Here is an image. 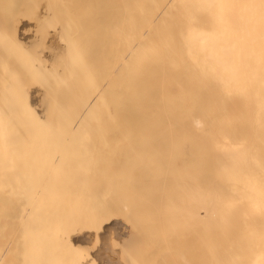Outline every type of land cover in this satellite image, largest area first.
Wrapping results in <instances>:
<instances>
[{"label": "bare ground", "instance_id": "6f19581e", "mask_svg": "<svg viewBox=\"0 0 264 264\" xmlns=\"http://www.w3.org/2000/svg\"><path fill=\"white\" fill-rule=\"evenodd\" d=\"M44 1L40 2L42 7ZM53 1L49 0L50 5H52ZM22 2L24 1L22 0ZM60 2L65 11L64 19V15L62 17V13L56 12L57 8H53L54 4V6H51L52 10L50 7L46 9H50L48 12L52 11L50 15L54 17L55 15L57 17L61 16V18L59 17L60 20L64 21L62 22L61 20L63 25H61V22L59 23L61 29H63V31L60 30L59 40L64 42L59 45L60 47L63 45L65 53H63V56L61 55L62 58L58 55L62 59H60V69L59 65H57L60 73H62L63 78L62 76L60 77L62 80L55 77L59 73H55L56 69L53 71V75L51 68L47 69L48 66L42 67V69H47V72H44V69L40 71L42 73L38 71L46 58L44 60H42L43 58L41 59L43 63L41 61L38 62L39 65L40 63L42 65L38 70L36 69L37 72L31 71V67L29 68V65H27V61L29 62L31 57L27 58L28 55L26 53L27 51L30 53L29 50H32V48L35 51L36 47L41 45L39 44L40 42L37 45V39L34 42L36 44L35 47L31 41L30 46L33 44V47L29 46L30 49L28 50L27 46L24 50L22 47H24L25 42H28L27 38L29 39L31 35L26 33L29 29H27L28 24L25 26V23H23V27L25 26L27 31L24 38L19 33L23 39L21 40L16 34V28H19L16 25L20 23L17 24L18 19H12L16 23V25L13 24L12 28L15 35L13 30L9 29V32L7 31V28H9L7 26L11 24L6 25L8 20L4 18V21L1 17L3 15L0 16V19L3 20L1 21L2 23L0 22V28L4 22L6 23L5 27H7V33L4 30L5 27L2 28V33L0 31V46L3 45L2 49L0 47L3 50H0L2 59V61L0 60V63L2 62L0 64V73H2L0 81L7 79L5 81L7 84V81L11 79L5 74L7 69L8 73L12 74L13 77V81H9V83H16L18 85H16L17 88L21 87L20 84L24 85L33 82V78L36 77L35 85L37 83L38 86L39 84L42 85L39 83L40 80H38L37 74L42 75L41 78L43 79L41 80L43 81L50 78L48 71L51 73V79L61 80L60 83L55 84L57 80H53V83H51L55 84V87L60 84L58 88L54 87L58 89L57 91L50 84L52 80H46L49 84L45 83L46 86L44 85V87L48 88L49 91L44 88L47 94L43 92L41 98L43 96L42 99L46 98V96L50 97L52 94L54 100L47 97L48 100L46 98L44 100L41 99V103L38 102L40 105L44 102V107L43 105L40 107L44 108V114L43 112L40 114L43 111L42 109L40 111L36 110V112L33 109L34 105L31 106L30 104L31 113L26 108L29 106V102L33 103V100L37 97L36 94L31 95L30 92V96L33 97L31 100L27 96L28 105L26 106L25 95L26 92H29L28 90L32 91V89H29V85L33 86L34 82L29 84V87L26 85L28 90L26 87L25 89L23 88L25 94L23 90L21 91L22 87L17 89L14 87L15 84H10L13 86L11 88H13L14 92H17L15 94L8 91V89L10 90L9 85L6 86L5 82H3L4 84L0 82L3 86L8 87L7 94L10 92L6 96L4 94L6 89L3 92V86L1 87L0 85L2 89L0 90L3 92L2 94L0 91V101L5 98L4 101L7 100V103H10L9 105L13 107L18 102L17 107L19 105V110L25 105L26 107L24 108L26 109L22 108L24 111H28L24 113L22 108V111L19 112L18 110L19 117L22 116V113L26 115L23 118H19L16 116L18 114L17 108L14 107V111L6 102L3 101L5 105L3 102L0 103V110L5 107L0 111L3 113H1V116L3 117L4 111H6L5 115H7V112L12 111L13 115L8 113V117L4 116L8 120L13 116L14 121L11 119V122L14 124L16 119V122L19 123V126H17L18 124L16 125V122L13 126L9 120L12 128H21L26 125L23 122L30 126L32 120L28 119L29 122H27V117L33 119L34 122L36 120L38 122L37 116L39 114L40 120L44 118L45 121V124L41 121L38 122L42 124V127L44 126V128H40L41 130L44 129V131H39L40 134L38 136L42 137L41 133H44L43 145H41L42 142L37 137L39 129L37 130L38 126L37 124L34 125V122L32 128L37 127L35 128L37 132L28 134V130L32 128L26 125L22 127L24 133H21V136L19 134V137L16 136L21 129L14 132L17 129L13 128V132L11 130L10 132L12 133H10L0 126V155L3 156L4 147L7 145H10L8 149L11 150L13 147L15 150L16 148L20 150L22 148L29 155L27 156L24 151H18L19 154L21 155L22 152V155H24L23 157L21 155L22 158H30L29 163L33 161V164L36 165L34 169L38 170L40 169L39 166L42 165L41 167L44 171H42L43 174L41 175L43 177L40 176V170H33V165L29 169L32 168L34 173L32 170L31 172L27 171L28 169L21 171L23 170L21 167L8 169V166L15 164V162L22 164L25 161L26 165L29 166V159L28 161L25 159L23 161V159L20 160V155H15L17 158L14 157L17 150L16 153L10 151L14 153L13 155L6 151L5 155H10L11 159L14 157L12 160H15L12 163L6 160L7 156L0 157L1 162L8 161L11 164L5 165L8 162L5 164L3 162L2 165L7 168L6 171L0 168L2 169L1 174L5 171L6 175L8 170L10 173L13 170L12 172L16 174L14 169L17 168V171L19 169L20 172H30L35 176L33 177L34 179L30 176L32 180H35L38 176L39 179L46 178L44 180L37 178L38 181H32L33 184H39V186L35 185L33 187L35 190L32 189V192H30L31 195L33 194L32 201L28 196V192L25 194L23 190H18V195H9V199L14 203V217H18L17 220L20 225H16L19 228L23 223L30 222L29 220L33 222L34 217L31 219V216H34V213L37 214L39 211H43L42 214L40 212L37 214L39 220L35 218L36 226H34L35 224L31 225V222L28 223L33 228L36 227L39 232L41 231V234L39 233L40 238H34L36 240L33 246H31L32 244L26 246L27 251V247H29L30 251L25 254V256L29 255H27L28 259L27 257H25L26 259L23 257V259H11V244L9 248L7 245L4 248H0V264H142L144 261H141V258L148 251L144 253V250L141 249L142 246L139 245L141 243L138 246L136 237L134 238L139 225H144V233L166 230L169 227L179 228L180 230L176 231H181L183 236H185L181 239L182 242L185 240L183 243L185 244V252L181 254L184 260L183 264H264V0H61ZM49 3L45 6H48ZM24 4L26 5L25 2ZM28 4L30 6V3ZM32 5L35 6L36 2L34 4L32 1ZM22 6L20 5L19 9ZM34 6H31V8L34 9ZM24 7L22 8L26 11L27 7ZM28 10L32 9L29 8ZM31 12L33 13V11H30V15H34ZM103 12L105 13L102 14ZM26 14L28 15L29 13L27 12ZM26 14L20 15H24L22 17L25 18V16L27 17ZM14 16L16 19L18 15ZM38 16L40 15L38 14ZM101 16H104L103 20L100 18ZM57 17H55L56 19L53 18V22L57 20ZM86 17L94 18V20L92 18L90 23L94 32L92 35L94 36V41L96 40V28H106L107 26L111 30L110 50L112 53L110 65L109 60L104 62L103 56L97 57L99 60L96 63L91 61L92 69L83 73L82 77H80L74 75L77 59L86 53L93 55L95 48L92 47L93 44L87 50L81 47L73 48L74 45L72 46L71 43H75L78 39V25H74L73 29H71V25L75 23V18L86 19ZM95 17L100 19H95ZM29 18L32 21L31 17ZM27 20L29 19H26V22ZM40 25L42 26V22ZM47 25L48 23H45L44 26L40 27V31L42 30L41 28L47 31ZM18 26L22 25L19 24ZM65 29H68L70 33H65ZM20 30L22 31L21 28L18 31ZM11 31L13 38L10 40L9 37L11 36L8 37V35ZM14 35L15 37L17 36L15 40ZM57 35L55 36L58 38ZM46 36L47 34L43 38L46 42L49 39L50 42L55 39L52 37V40L49 37L47 39L45 38ZM59 40L56 42H60ZM12 41H15L16 44ZM22 41H24V45ZM8 42L13 43V49L12 45H9L11 47L8 46ZM53 47H55V43ZM7 48V51L13 50V56L9 55L10 52H7V55H9V58L10 56L11 58H16L14 59L15 61L6 57V50L4 51V49ZM20 49L27 51L23 54ZM50 49L53 48L51 47ZM3 54L4 56H2ZM34 54L36 55V52ZM34 54H31V56H34ZM39 56L42 55L39 54ZM3 58L6 60H3ZM35 58L37 59V56ZM84 58L85 55L80 61L84 60ZM6 61H14L16 63L13 64L12 62L11 66L8 65L7 69H5L4 66L6 65L4 64H8L5 63ZM34 61L30 63L32 70L37 67V64L35 67L32 65ZM24 63H27L26 65L29 69H26L27 67ZM10 67H13L11 69L13 73L9 72L11 71L9 70ZM19 67L20 69L22 68L20 70L21 75L20 71H18ZM109 67H111V74L108 71ZM25 70L26 72L29 71L28 74L25 73ZM35 72L37 76H34ZM46 73L49 78H45L47 77ZM22 74L23 76L26 74L24 77L27 76L24 84L22 80L24 78L21 79L22 81L19 80ZM54 74L56 75L54 76ZM15 75L16 77L19 75L17 82L14 81L16 79ZM26 79H30L27 80L29 82ZM35 89L37 88L35 87ZM37 92L40 93V91ZM12 93L14 94L12 96L14 100L16 96L18 97V99L16 97L14 102H12L13 100L8 101L7 98ZM59 94L61 95L59 96ZM2 95L5 96L3 97ZM18 95H22L24 98ZM57 97L60 98L55 100ZM13 103L16 104L14 105ZM2 105L3 107H1ZM7 107H10L8 111L6 110ZM35 107L37 106L35 105ZM15 112L16 114L14 115ZM32 112L33 114L36 113L34 114L36 119L33 118ZM41 115H44V117ZM1 116L0 125L4 122L1 121ZM5 117L3 119H6ZM24 117H26L27 121L24 120ZM17 119L21 120V123ZM25 128L28 130L26 131ZM6 131L9 132V135ZM28 135L29 138L27 137ZM30 135L32 139L34 137L37 139L35 141L34 138V143L30 140ZM22 138L23 140L25 139L23 143L27 142V144L19 143ZM17 139H19V142H17L19 144L16 143L17 145H15ZM38 140L40 141L37 142ZM37 143L41 147L43 146L44 150L42 148L40 150L39 146L35 145ZM29 144L30 146H28ZM32 144L35 148L32 147L33 149L31 150L37 151V153L40 151L38 155L41 154L42 150L43 154L48 151V153H45L46 155L48 154L47 158L51 161L52 159L54 162L56 161V165H53L54 168L60 162L59 160L65 159V157L71 161H66L65 159L63 162L61 160L60 165L57 166L59 167L58 169L51 168L48 169L49 172H45L49 165L44 167V162L46 163L47 161L48 164L51 162L45 161L44 159L46 158H43L45 157L43 154L39 156L43 158V164L38 156V159L36 158L37 154L32 155L35 158L32 160L31 153H36L28 151ZM25 147L29 148L26 149ZM37 147L39 151L36 149ZM121 149H138L144 152H152L146 153V155L152 157L153 160L154 170L151 180L153 189L148 194L136 195L132 199L134 204L139 205L137 207L133 206L131 199L128 197L106 196L104 193L107 192L103 193V191L99 190V187L103 185L100 180L98 182L101 184L98 183V186L100 185L98 187L95 184L97 183L96 180L95 182L93 180L91 184L92 181L90 180L93 176L90 173L92 177L81 168V172L78 171L80 170L78 169L79 164L76 165V163L80 162L81 156H71L72 153L75 154L79 151H117ZM1 151L3 152L2 154ZM80 154L82 153L79 152ZM2 158H5L6 161ZM7 159H9V156ZM36 160L37 162L35 163L34 161ZM72 160L74 161L72 162ZM21 161L23 162L21 163ZM39 161L41 165H38ZM61 164H66L62 165V168L66 166V169H68V171L65 169L66 173H63L62 170L60 171ZM2 165L0 164V167ZM67 166L71 168H67ZM80 166L83 167V162ZM72 169H74V173H68ZM35 172L39 175L37 174L38 176H36ZM10 173L9 175H11ZM45 173H47L48 177L45 176ZM94 177L96 176L94 175ZM11 178L13 179L14 176ZM15 179L17 180L18 178H14L13 181ZM23 179L25 178L23 177ZM87 180L90 185L95 184L96 186H88ZM19 181L22 182L20 179ZM105 181L107 180H103L104 183H106ZM15 182L16 184L18 183L17 181ZM40 182L44 184V187H40L42 185ZM9 183H11L10 180ZM107 185L106 183L100 189L105 190L106 188L109 190L110 187H107ZM91 187L96 188V193L100 194L102 192V194L96 195ZM36 189L40 190L36 196L40 197L38 201L43 206V210L40 204L39 209H36L38 201L36 203L33 202L35 201L34 199H37V197L35 198ZM89 189H93L92 193ZM13 190L10 189V192H13ZM34 191H36L35 194ZM141 191L137 189V192L140 193ZM39 194L40 196H38ZM88 194L95 196H89ZM30 212L33 215L29 216ZM128 213L130 216L133 215V217H130ZM17 220L14 221L17 222ZM32 227L28 228L32 229ZM42 227L43 231L39 230ZM23 229L25 230V228ZM12 234L14 235V232ZM28 235H30V238L26 237L25 242L34 240L33 237L37 236L34 234ZM41 236L44 240L42 242V254H40L39 248H36L39 239H42ZM129 236L133 237L132 240ZM162 236L163 239L167 238L163 234ZM10 239L12 240V236ZM177 239L179 240L178 237ZM113 241L119 244H113L114 247L110 246ZM127 241H130L133 246L131 247L132 252H130L129 247L128 249L125 247L129 244ZM182 242L180 241V246ZM92 243L96 249H94L93 245L92 249ZM165 245L167 246L168 244L166 243ZM123 247H125L124 250ZM36 249L39 251H36ZM137 251L143 252V256H140L141 253L138 254L139 256L135 254L138 253ZM156 251L158 252V250ZM164 252L166 251H162L160 254H165ZM167 252L171 254L169 250ZM130 254L133 256L131 255L130 257ZM22 255L24 256V254ZM127 257L129 258L127 259ZM144 258L142 260H145ZM146 258V261H149V257ZM91 259H93V262H90ZM132 260H134V263ZM173 260L175 259L173 258ZM174 263L177 264L175 261ZM152 264L155 263L153 262Z\"/></svg>", "mask_w": 264, "mask_h": 264}, {"label": "rangeland", "instance_id": "374dc122", "mask_svg": "<svg viewBox=\"0 0 264 264\" xmlns=\"http://www.w3.org/2000/svg\"><path fill=\"white\" fill-rule=\"evenodd\" d=\"M25 3H26V5L24 4V2H22V0H0V16L1 15H3V16H1L3 19L5 18V19H7L8 20V22L6 21V23L4 22V24H1V25H3L0 29V31H1V33H2V28L3 27H5V24L6 25H10V26H7V27H9V28H7V27H5L4 28V30H5V32H6V28H7V31L9 32V29L10 30H13L12 28H13V24H15L16 25V23H14L13 21H12V19L13 20H17L18 22H17V24L19 23V24H21L22 26H18V25H16L17 27H19V28H21L22 29V31L20 32V31H18L19 30V28H16V27H14V28H16L17 29V33L16 34H18L17 36H18V38L19 39H21V40H23L22 39V36H23V38H24V36H25V34L26 33H29V34H31L30 36H29V39L27 38V41L29 42V44H28V42H25V45H24V41H22V44L24 45V47H22V48H24V50H25V47H27L28 46V50L30 49L29 48V46H30V44H31V41H32V43H34L37 39V45H38V42H40L39 44H41V45H39V47H36L35 45V43H34V46L36 47V49L38 50V51H40V52H38L36 49H35V51H34V48H32V50L30 49L29 50V52L30 53H28V51H27V53H26V51H24L23 49H20V50H22L23 52V54H24V52L28 55L27 56V58L28 57H31V58H33V60L32 61H34V60H36V61H34V63H32V65H34V67H35V65L37 64V67H35V70H34V68H33V70H32V66L30 65V63L32 62V61H30V59H29V62L27 61V63H24L25 65L27 64V65H29V68L31 69V71H36L37 72V70H38V68L42 65L41 63H40V65H39V63L38 62H42V60H44V58H46V60H47V62L45 63V61H43L42 63H43V65L40 67V69L38 70L39 72L40 71H43V69L45 70L44 72H47L46 70L48 69H50L51 68V73H52V75H53V71H55V69L57 70V71H55V73H60V71H59V69H60V62H61V58H62V56L64 55L63 53H65V50H64V47H63V45L60 47V45L59 44H61V43H64V42H62V40L60 41L59 39H60V34H61V32H60V30H62L63 31V29H61V25H63V23L62 22H64L62 19V22H61V20H60V18H61V16L63 17V15H64V17H63V19L65 18V11H64V8L62 7L63 5H62V3L60 2L61 0H52L53 2L51 3L54 7V9H56L57 8V10H56V12L57 11H59L60 13H62V15L61 16H59V17H57V15H55V17H57V20H58V22H57V20H54V22H53V18H55L53 15H50L51 13H52V11H50V12H48V10H52V8H51V6L52 5H50V3H49V0H48V2H46V1H44V0H32L33 1V3L35 4V2H36V5L34 6V5H32V1L31 0H23ZM28 1V2H27ZM44 1V3L42 4L43 5V7L41 6V4H40V2H43ZM51 2V1H50ZM57 2H58V4H57ZM24 4L23 6H25V7H27L26 9L28 10L29 8L30 9H32V10H30V11H33V13L32 14H34V15H30V11L28 10H26L29 14V17H31V20L32 21H30V18L28 17V15L26 14L27 12L25 11V10H23V6H22V4ZM28 3H30V6H29V4ZM39 3V4H38ZM47 3H49L48 4V6H45ZM22 6L21 8H22V11H23V13H21L20 12V9H19V6ZM59 5V6H58ZM31 6L33 7L34 6V9L33 8H31ZM45 6V7H44ZM57 6V7H56ZM24 7V8H25ZM29 7V8H28ZM41 8V10H40V8ZM47 7H50V9H46ZM38 8V9H37ZM44 8V10H42ZM59 8H62V9H60L59 10ZM37 9V10H36ZM46 10V11H45ZM45 11V12H44ZM19 12V13H18ZM26 12V13H25ZM37 12H38V14L40 15V16H38V14H37ZM41 12H42V14H41ZM55 12V11H54ZM53 12V13H54ZM55 12V13H56ZM58 12V13H59ZM45 13V14H44ZM54 13V14H55ZM57 13V14H58ZM105 12H103L102 14H104ZM20 14H26L27 15V17L25 16V18L24 17H22V16H24V15H20ZM101 14V15H102ZM14 15H18V16H16V19H15V16ZM20 16V17H19ZM43 16V17H42ZM49 16H50V18H51V16H53V18H49ZM7 17V18H6ZM20 18V20H19V18ZM21 17H22V20H21ZM104 16H101L100 18L102 19ZM24 18V19H23ZM92 18L93 17H90V18H88V17H86V19H76L75 18V20L76 21H74L75 23H73V25H71V29H73L74 28V25H78V28H77V32H78V39L75 41V43L73 42V43H71L72 44V46H73V48L74 47H81V48H83L84 50H87L88 48H89V46H91V44H93L92 45V47H94L95 48V51H94V54L93 55H89V54H84L85 55V58H84V60H82V61H80L81 60V58L84 56V55H82L79 59H77L78 60V62L76 63V68H75V74L74 75H76V76H80V77H82V75H83V73H86L87 71H89L90 69H92V64H91V61H94L95 63H96V61L97 60H99L97 57H100V56H103L102 57V59L104 60V62L106 61H108L109 60V65H110V60H111V53H112V51L110 50V43H111V30L109 29V28H107V26H106V28L104 27V28H96V30H95V37H96V40L94 41V36H92L93 34H94V32H93V30L91 29V26H90V23H91V20H92ZM100 18H97V17H95V19H100ZM5 19H4V21H5ZM26 19H29V20H27V22H26ZM56 19V18H55ZM35 20V21H34ZM48 20H49V22H48ZM52 20V21H51ZM60 20V21H59ZM93 20H94V18H93ZM103 20V19H102ZM1 21H3V20H1L0 19V22ZM29 21H30V23H31V25H29L30 23H29ZM56 21V22H55ZM13 22V23H12ZM16 22V21H15ZM22 22V23H21ZM34 22H35V24H34ZM41 22H42V26H44L45 25V23L47 24L48 23V25L46 26L47 27V31L45 30V29H43V28H41L42 30L40 31V27H42L40 24H41ZM52 22H53V24L55 25V23H56V25L54 26L53 24H52ZM62 23L61 25L59 24V23ZM2 23V22H1ZM23 23H25V26H27V24H28V26H27V29H28V31H27V29L25 28V26L23 27ZM37 23V24H36ZM43 23H44V25H43ZM77 23V24H76ZM33 24V25H32ZM60 25V26H59ZM31 26V27H30ZM50 26V27H49ZM57 26V27H56ZM59 26V27H58ZM63 27V26H62ZM33 30H31V29ZM35 28V29H34ZM25 31H24V30ZM38 29H39V31H38ZM57 29V30H56ZM55 30V31H54ZM66 31H65V33H70V31L68 32V29H65ZM27 31V32H26ZM48 31H52V32H48ZM24 32V33H23ZM26 32V33H25ZM33 32V33H32ZM56 34H55V33ZM7 33V32H6ZM5 33V34H6ZM13 33L15 34V32H14V30H13ZM19 33H21L20 35H22L21 37H20V35H19ZM44 35H43V34ZM3 34H4V32H3ZM2 34V35H3ZM9 34V33H8ZM11 34H12V31H11V33L8 35V37L9 36H11ZM15 34V35H16ZM47 34V36L45 37V38H47V39H49V38H57L55 35H57L58 36V38H57V40H59L60 42H56L55 41V39L53 40V41H55L54 43H55V47L59 50V51H61V52H59L55 47H53L54 46V43H52L53 41H51L50 42V39L48 40V42L50 43H48V42H46V41H44L45 39H43L44 38V36ZM48 34H50V35H48ZM53 34V35H52ZM2 35H1V37H2ZM7 35V34H6ZM15 35H14V37H15ZM37 35H38V38H37ZM41 35H43V36H41ZM3 36H5V35H3ZM12 36H13V34H12ZM9 37L10 38V40L13 38V37ZM16 36V37H17ZM39 36H41V37H39ZM91 36V37H90ZM6 37V36H5ZM4 37V38H5ZM8 37H6L7 39H9ZM16 37L14 38V40L16 39ZM49 37V38H48ZM5 38V39H6ZM17 38V39H18ZM34 38H36L35 40H34ZM41 38V39H40ZM52 38H51V40H52ZM32 39V40H31ZM1 40H3V39H1ZM21 40H20V43H21ZM40 40V41H39ZM4 41V40H3ZM64 41V40H63ZM2 42V41H1ZM11 42V41H10ZM10 42H8L9 44H8V46L9 45H12V49H13V43H10ZM12 42H15V41H12ZM18 42V41H17ZM44 42V44H42ZM66 42V41H65ZM7 43V42H6ZM19 43V44H20ZM2 44H3V42H2ZM5 44V43H4ZM15 44H16V42H15ZM15 44H14V46H15ZM28 44V45H27ZM67 44V43H66ZM0 45H1V43H0ZM22 45V46H23ZM42 45H45V46H42ZM51 45V46H50ZM57 45V46H56ZM3 46V45H2ZM2 46H0L1 47V49L3 48ZM6 46V45H5ZM50 46V47H49ZM7 47V46H6ZM9 47H11V46H9ZM17 47H18V45H17ZM30 47H33V44L30 46ZM43 47H44V49H43ZM53 48V49H50V48ZM19 48H21V47H19ZM41 48V49H40ZM47 48V49H46ZM0 49V50H1ZM11 49V51L9 50V51H7L8 50V48L7 49H4V51L6 52V55L8 54L7 52H10L9 53V55L11 54L12 56H13V50ZM17 49V48H16ZM42 49H43V51H42ZM55 49V50H54ZM62 49V50H61ZM46 50V51H45ZM1 51H3V50H1ZM15 51V50H14ZM18 51V50H17ZM53 51V52H52ZM4 52V53H5ZM12 52V53H11ZM34 52H36V55L34 54ZM42 52V53H41ZM46 52H47V55H46ZM3 53V52H2ZM18 53H19V51H18ZM21 53V54H22ZM56 53V54H55ZM89 53V52H88ZM22 54V55H23ZM26 54H25V56H26ZM31 54H34V56L32 55L31 56ZM39 54L40 55H42V56H39ZM50 54V55H49ZM54 54V55H53ZM1 55V54H0ZM9 55H7L6 57L7 58H9L8 56ZM15 55V54H14ZM16 55H17V53H16ZM19 55V54H18ZM61 57V58H59V56ZM62 55V56H61ZM2 56H4V54L2 55ZM37 56V59L35 58ZM40 57V59H39V57ZM49 56V57H48ZM54 56V57H53ZM56 56V57H55ZM21 57V56H20ZM23 57V56H22ZM48 57V58H47ZM78 57V56H77ZM10 58H11V56H10ZM9 58V59H10ZM27 58H26V60H27ZM43 58V59H42ZM5 58H3V60H4ZM8 59V60H9ZM11 59H16V58H11ZM17 59H18V57H17ZM25 59V58H24ZM38 59H39V61H38ZM42 59V60H41ZM48 59H49V61H48ZM61 59V60H60ZM0 60L2 61V59H1V57H0ZM6 60V59H5ZM7 60V61H8ZM19 60V59H18ZM22 60V59H21ZM5 62V63H8V64H4V65H6V66H4L5 67V69H7V66L8 65H10L12 62H13V64H15L14 63V61H12V62ZM17 61V60H16ZM20 61V60H19ZM19 61H17V62H19ZM24 61V60H23ZM26 62V61H25ZM37 62V63H36ZM59 62V63H58ZM0 64H2V62L0 63ZM19 64V63H18ZM23 64V63H22ZM25 65H23V66H25ZM27 65H26V67H27ZM46 65V66H45ZM54 65H55V67H54ZM57 65H59V69H58V66ZM103 65V64H102ZM11 66V65H10ZM16 66V65H15ZM19 66V65H18ZM48 66V67H47ZM104 66V65H103ZM14 67V66H13ZM13 67H10L9 68V70H11ZM22 67V66H21ZM42 67H47V69H45V68H43L42 69ZM1 68V67H0ZM3 68V67H2ZM16 68H18V67H16ZM24 68V67H23ZM28 67L26 68V69H29ZM4 69V68H3ZM4 69V70H5ZM14 69H15V67H14ZM22 69V68H21ZM20 69V67H19V70L18 71H20L21 70ZM37 69V70H36ZM1 70V69H0ZM4 70H2V71H4ZM16 70V69H15ZM112 70H113V68H112ZM23 71V70H22ZM108 71H110V74H111V67H109L108 68ZM1 72V71H0ZM10 73L12 72V70L11 71H9ZM24 72V71H23ZM29 72V71H28ZM28 72H26V70H25V73H27L28 74ZM36 72H35V74H34V76H37L38 75V80H40L39 81V83H41L42 85H40L39 84V86H38V83L35 85V82L34 81H36V78H33L32 76V78H33V82H34V85L32 86V85H29V84H33V82H29V81H27V80H30V79H26V81L27 82H29V83H26L24 80H25V78L27 77H24L23 76V74H22V76H20V81H22L23 80V84L24 83H26V84H24V85H22V84H20L21 85V91L23 90V92L25 91L24 89H25V87H26V85H27V87H29V89H32V91L31 90H28V88L26 87V89L29 91V92H26V98H25V100H26V106L28 105L27 103H28V101H27V96H29L28 97V99H31L32 100V97L33 96H30V94L31 95H34V94H36V98H35V100H33V103H36V101L40 98V100H38L37 101V103L38 102H40L41 101V99L44 97H42L41 98V94L43 93V92H47V91H49V89L47 88L46 89V87H44V85H45V83H47V81H49V80H52V81H50V84L51 83H53V80L55 81V80H57L58 78L59 79H61L60 77L62 76L61 74L62 73H58L57 74V76H55L56 74H54V76L57 78V79H51V73L48 71V73H49V75H50V78H49V76H47L48 74L46 73V76L47 77H45V78H49V79H46V80H41V79H43V78H41V76L39 75V74H37L36 75ZM13 73V72H12ZM16 74H17V72H15ZM20 73V75H21V71L19 72ZM32 73V72H31ZM40 73H42V72H40ZM5 74H7L9 77H11V79L9 80V81H13V77H12V74H9L8 73V69H7V73H5ZM4 74V76H6ZM79 74V75H78ZM11 75V76H10ZM32 75H33V73H32ZM43 75H44V73H43ZM0 80L2 79V73H0ZM3 76V77H4ZM14 77H16V75L14 76ZM19 77V75L16 77V79H14V81L15 82H17L18 80H17V78ZM28 77H29V75H28ZM30 77V78H31ZM53 77V76H52ZM7 78V77H6ZM22 78H24V79H22ZM40 78V79H39ZM62 78H63V76H62ZM4 79V78H3ZM22 79V80H21ZM7 80V79H6ZM6 80H2V81H0L1 83H3V82H5ZM37 80V81H38ZM62 80V79H61ZM61 80L59 81V80H57V82L55 81V84L56 83H60L61 82ZM9 81H7V84H6V82H5V85L6 86H10L9 88H10V90L8 89V87H6V86H3L2 84H0L1 85V87L3 86V92H4V89H6L5 91L6 92H4V94L7 96L10 92H8V94H7V89H8V91H11V92H14V90H13V88H11V87H13V86H11L12 84H15L14 85V87H16V83H12V82H10L9 83ZM19 81V82H20ZM31 81H32V79H31ZM46 81V82H45ZM43 82H44V84H43ZM4 84V83H3ZM11 84V85H10ZM49 83H47V85H48ZM53 85V84H51V85H53V88L56 86V85ZM29 85V86H28ZM58 85H60V84H58ZM57 85V87H55V88H58L59 86ZM18 86V85H17ZM24 86V87H23ZM46 86V85H45ZM5 87V88H4ZM35 87L37 88V89H35ZM48 87V86H47ZM52 86H50V88H51ZM17 88V87H16ZM20 88H17V89H20ZM24 88V89H23ZM34 88V89H33ZM47 90H45V89ZM53 88H51V89H53ZM54 88V90H58V89H55ZM1 89V88H0ZM1 89V90H2ZM15 89V88H14ZM39 89V90H38ZM41 89V90H40ZM61 89V88H60ZM0 90V91H1ZM13 90V91H12ZM26 90V91H27ZM33 90H34V93H33ZM37 91H40V93L39 92H37ZM56 91H54V92H56ZM2 92V91H1ZM0 92V93H1ZM3 92H2V94H3ZM18 92H20V91H18ZM31 92V93H30ZM36 92V93H35ZM51 92H53V90H51ZM50 92V93H51ZM60 92V91H59ZM58 92V93H59ZM15 93V92H14ZM21 93V92H20ZM30 93V94H29ZM15 94H17V92L15 93ZM22 94V93H21ZM24 94H25V92H24ZM28 94V95H27ZM37 94H39V95H37ZM47 94V93H46ZM56 94V93H55ZM5 95H2L3 97L5 96ZM14 94L12 93V95H10L9 97H7L8 98V101H10V100H13L12 102H14L15 100H16V97H15V100H14V98H12V96H13ZM53 95H54V93H53ZM61 94H59V96H60ZM18 96H21L22 97V95H18ZM56 96V95H55ZM58 96V95H57ZM1 97V96H0ZM2 97V98H3ZM48 96H46V98H47ZM6 98V99H7ZM11 98V99H10ZM22 98H24V96L22 97ZM46 98H44V99H46ZM48 98H51L52 100H54V97H52V94L50 95V97H48ZM48 98L46 99V100H48ZM60 98V97H59ZM58 97L55 99V100H57V99H59ZM4 100H5V98H3ZM17 99H18V97H17ZM34 99V98H33ZM44 99H42V100H44ZM51 99H49V100H51ZM88 99V98H87ZM4 100H2V101H0V103H2ZM31 100H29V101H31ZM19 101L21 102V100L19 99ZM23 102H24V100H22ZM4 102H6V104H10V103H7V100L6 101H4ZM3 102V104L5 105V103ZM19 102V104L21 105V103ZM43 102V101H42ZM33 103H31V102H29V106L28 107H26L25 105H24V107H26L27 109H29V111H30V113H31V111L32 110H30V108H31V106L32 105H34V110L36 111H40V109H42L43 111H41L40 112V114L43 112V114H44V102L41 104V105H43V107L42 108H40L41 107V105H40V103H36V104H33ZM12 104V103H11ZM14 104V103H13ZM16 104V103H15ZM14 104V105H15ZM17 104H18V102H17ZM17 104H16V106H14L15 108H17V113L18 114H16V112L14 113V115L16 114V116H18L19 117V112L20 111H22L23 110V108H22V110H21V108H20V110H19V105H18V107H17ZM23 104V103H22ZM30 104H31V106H30ZM35 105L37 106V107H35ZM9 106H11V105H9ZM38 106H39V109H38ZM1 107H3V105L1 106ZM13 106H11V109H13L14 110V107L12 108ZM5 108V107H4ZM4 108H2V110L4 109ZM10 108V107H9ZM9 108L7 107V111L9 110ZM26 108H24V109H26ZM36 108V109H35ZM1 109V108H0ZM2 110H0V111H2ZM18 110H19V112H18ZM15 111V110H14ZM13 111V112H14ZM24 111V110H23ZM36 111V112H37ZM25 112H28V111H24V113ZM1 113L2 112H0V116H1ZM5 113H6V111H4V115H5ZM8 113H11L12 115H13V113H12V111L10 112H7V115H5L6 117H8ZM29 113V114H30ZM3 114V113H2ZM10 114V115H11ZM29 114H27V115H29ZM32 114H33V112H32ZM34 114H36V113H34ZM34 114H33V116H34ZM37 114H39V113H37ZM40 114H39V116H40ZM3 115V117H5ZM9 115V116H10ZM31 115V114H30ZM20 116H21V113H20ZM23 116H26L25 114H23L22 113V118H23ZM37 116V115H36ZM39 116H37L38 118L37 119H39V121H41V122H43L44 124H45V121H44V118H41L42 120H40V118H39ZM42 116V115H41ZM3 117L1 116V121H4V122H2V124L0 125L1 127H3V128H5V130H7V131H11L13 128L14 129H17L16 131L14 130V132H17L19 129H21V131H19V132H17L18 134H17V136L16 137H19V136H21V133H24L23 131L24 130H22V127H25L26 125H27V123H25V122H23L24 124H26V125H24V126H22L21 128L19 127V128H17V127H11L10 125V122H11V119H13L12 117L9 119L10 120V122H9V120L6 118V119H3ZM21 117H19V118H21ZM42 117H44V115L42 116ZM26 117H24V120L25 121H27L28 119L29 120H32L31 122H32V124H33V119H30V118H26ZM31 118H32V116H31ZM34 119H36V117L34 116L33 117ZM3 119V120H2ZM5 120H6V122H5ZM17 120H19V119H17ZM23 120V119H22ZM29 120L27 121V122H29ZM8 121V122H7ZM12 121H14V119L12 120ZM21 120H19V122H20ZM38 121V122H39ZM15 122H16V119H15ZM15 122H14V124L12 123V125L14 126L15 125ZM36 122V123H35ZM34 122V125H36L37 124V126H38V128L37 127H34V125H33V127H34V129L32 128V124L30 125V126H28V127H30V128H32V129H30V130H28V129H26V128H28V127H26L25 129H26V131L28 130V134H30L31 132V134H33V133H35V132H37V130H38V132H37V137L39 136V134H40V132L39 131H44V129H40V128H44V126L42 127L41 125L42 124H39L38 122H37V120ZM7 123V124H6ZM9 123V124H8ZM21 123V122H20ZM3 124H5V125H3ZM18 124V125H17ZM39 124V125H38ZM16 125L17 126H19V123L18 122H16ZM8 126V127H7ZM8 128V129H7ZM35 128H37V130L35 131ZM31 130H33V131H31ZM6 131V133L9 135V132H7ZM12 132H13V130H12ZM12 132H10V133H12ZM20 134V135H19ZM43 136H44V133L42 132L41 133ZM13 135H15L14 133H13ZM19 135V136H18ZM36 135V134H35ZM23 136V135H22ZM25 136H26V133H25ZM24 136V137H25ZM34 136V135H33ZM43 136L40 138V137H38L40 140H41V142H42V144L41 145H43ZM28 138H29V135L27 136ZM30 140H32V142L34 143V138L32 139V136L30 135ZM28 138H26V140H28ZM25 140V139H24ZM23 138H22V141H21V139H20V141L21 142H19V139H17V141H15V145H17V144H19V143H22V144H24V143H26L27 144V142H24L23 143ZM37 139L35 138V141H36ZM40 140H38L37 142H39ZM17 142H19V143H17ZM31 142V141H30ZM40 142V143H41ZM17 143V144H16ZM39 143H37V144H35L36 146H39V149L40 148H42L40 145H38ZM12 145V144H11ZM8 146H10V145H7L6 147H4V149H5V151H1V154L3 153V156H7V155H5L6 154V151L7 152H9V153H11L12 155L14 154V153H16V150H17V153H18V155H17V153L16 154H14V157H15V155L16 156H19L20 154H19V152L20 151H24V150H22V148H21V150L19 149V148H16V150L15 149H13L12 147V150L11 149H8ZM21 146V145H20ZM24 146H27V145H24ZM28 146H30V144L28 145ZM19 147V146H18ZM32 147H34L33 146V144H32V146H31V148H30V150H28V151H34V150H31V149H33ZM24 148V147H23ZM26 148V147H25ZM27 148H29V147H27ZM26 148V149H27ZM35 148V147H34ZM36 149H38V147L36 148ZM35 149V150H36ZM39 149H38V151H39ZM43 150H44V148H42ZM9 150V151H8ZM41 150V149H40ZM43 150H42V152H41V154H43ZM83 150H85V149H83ZM10 151H12V152H14V153H12V152H10ZM19 151V152H18ZM27 151V150H26ZM78 151V150H77ZM25 152V151H24ZM34 152H36V153H31V155L30 156H34V154H37L36 155V158H37V156H38V158H40L39 156L41 155H38L39 153H40V151L37 153V151H34ZM70 152V151H69ZM76 152V151H75ZM79 152L80 153H82V154H80L79 155ZM79 152H76V153H78V154H74V153H72V157H73V155H78L77 157H79V156H81L80 157V162H81V159H82V162H83V167L82 166H80V164H82V162L80 163V162H78V163H76V165H78V169H83V171H85L89 176H91L92 177V179L90 180V181H92L91 182V184L93 183V180H94V182H95V180H96V182L97 183H95L97 186H98V181L100 180V182H102V184L103 185H105L106 183L108 184L107 185V187H110V189L109 190H107L106 188H105V190H102V189H100L101 187H103V185L101 186V187H99V190H101V191H103V193L104 192H107V193H104L106 196H110V197H113V196H116V197H119V196H121V197H128L129 199H131V202H132V199L134 198V197H136V195L138 196V195H144V194H148V193H150L151 192V190L153 189V183L151 182V180H152V173H153V170H154V168H153V160H152V157H150V156H147L146 155V153H152V152H144V151H142V150H138V149H127V150H125V149H121V150H117V151H105V150H96V151H91V150H87V151H83L84 152V154H83V152H81V151H79ZM26 153V152H25ZM25 153H23V154H25ZM45 153H48V151H46V152H44V154H43V156H45V157H43V158H46V159H44L45 161L46 160H48V161H50L51 163H49L48 164V162L46 161V163L44 162V164H43V162H42V159L43 158H40L39 160L41 161V163L43 164V166L44 167H46V166H48V168H46L47 170H45V172L47 171V172H49L48 171V169H51V168H54V166L56 165V161L54 162L53 161V159H52V161L51 160H49L48 158H47V156H48V154L46 155ZM27 154V156L29 155V153L27 152L26 153ZM67 154H68V151H67ZM66 154V155H67ZM71 154V153H70ZM21 155H22V152H21ZM21 155H20V157H21ZM64 155V154H63ZM89 156L88 157V159H87V156ZM2 155H0V157H3ZM9 156V159H7V157ZM7 157H6V160H9V162L10 163H12V161H14V160H12L14 157H12V159L10 158V155H8ZM24 155H22V157H23ZM32 156V157H33ZM65 156V155H64ZM64 156H63V158H64ZM20 157H18L19 159H20ZM21 157V159L20 160H22L23 159V161H24V159L25 160H27L28 161V159H29V161H28V165L29 166H27L26 165V163H25V161L23 162V161H21V163L23 164V166H21L22 164H20L19 162H18V164L20 165H18L17 164V162H15V164H14V166H13V164L11 165V164H9V162L8 161H6L5 160V158H2V159H4L6 162H8V163H6V162H4V161H0V164L2 165V163L4 162V164L5 165H11V166H8V169L10 168V169H12V168H14V167H21V168H23V170H21V171H24V169H28L27 171H30L31 172V170H32V168L31 169H29V167H31V165H33L32 167H33V170H37V169H34L35 167H36V165H34L33 164V161L32 160H34L35 158L33 157V158H31L32 160V164L31 163H29L30 162V158H22ZM42 157V156H41ZM67 157H68V155H67ZM75 157V156H74ZM115 157V158H114ZM15 158H17V157H15ZM37 158V159H38ZM71 158V157H70ZM76 158V157H75ZM75 158H73V159H75ZM145 158V159H144ZM18 159V160H19ZM65 159H66V161H69L66 157H65ZM65 159H61L63 162H64V160ZM72 159V158H71ZM78 159V158H77ZM84 159V160H83ZM93 159V160H92ZM1 160V159H0ZM17 160V161H18ZM61 160H59L60 162H58V164H57V166H59L60 165V163H61ZM26 161V162H27ZM40 161H39V164L38 165H41L40 164ZM58 161V160H57ZM71 161V160H70ZM74 160H72V162H73ZM76 161V160H75ZM78 161H79V159H78ZM35 163L37 162V160L36 161H34ZM77 162V161H76ZM85 162V163H84ZM25 163V164H24ZM53 163V164H52ZM55 163V164H54ZM50 164H52V165H50ZM69 164H70V162H69ZM68 164V165H69ZM75 164V163H74ZM148 164V165H147ZM18 165V166H17ZM37 165V166H38ZM54 165V166H53ZM64 165H66V164H61V168H60V171L62 170V172L63 173H66L67 171H68V169H66V166L64 167V168H62ZM72 165H73V163H72ZM13 166V167H12ZM27 168H26V167ZM42 166V165H41ZM41 166H39L40 167V169H38L37 171H39V172H41L40 173V176H42L41 174H43L42 173V171H44V169H42V167ZM55 167L54 169H58L59 167ZM88 166V167H87ZM69 166H67V168H68ZM74 167H75V165H74ZM0 168H2L3 170H5L6 171V168L7 167H4L3 165L0 167ZM16 168V169H17ZM38 168V167H37ZM69 168H71V167H69ZM2 169H0V174H1V170ZM16 169H14V171H16V174H14L11 170V173L9 172V170L7 171V174L5 175V171H3V173L0 175V242H1V244H0V248H4V246L6 247V245L8 246V248L10 247V244H11V247L10 248H12V253H11V255H10V258L12 259V258H19V259H26L25 257H27V259H28V256L26 255L25 256V254L26 253H29L30 251H29V247H27L28 248V251H27V249H26V246H30V244H32L31 246H33L34 245V243H35V240L36 239H38V237H39V235L41 234V231L39 232L38 230H37V228L35 227V228H33L32 226H30V224L31 225H34V226H36V222H34L35 221V218H36V220H39L38 219V216H37V214L40 212H38V211H36V212H38L37 214L36 213H34V216H31V215H33L31 212L29 213V216H31V219H33L32 217H34V220H33V222H31V220H29L30 222H28V223H30L29 225H28V223L26 222V224H24L23 223V225H21L20 226V228H19V226L18 225H20V224H18L19 223V221L17 220L18 219V217H14V212H15V210L13 209V206H14V203H12V201L9 199V195H11V194H14L13 196H15V195H18L17 193V191L18 190H23V193H27L28 192V196L30 197V199H31V201H32V195L30 194V192H32V189H34L33 187L35 186V185H37V183L36 184H33L32 183V181L34 182V181H38L37 180V178L39 177L38 175V173H36V176H38L35 180H32V179H34L33 177H35V176H33L30 172H28V173H26V171L25 172H20L19 171V169H18V171L16 170ZM42 169V170H41ZM54 169H52V170H54ZM67 171H66V170ZM81 169L80 170H78L79 172H81ZM33 170H32V172H33ZM91 171V172H90ZM17 172H19V173H17ZM71 172H73L74 173V169H72V170H69V172L68 173H71ZM9 173L11 174V175H9ZM13 173V174H12ZM23 173V174H22ZM28 174V175H26V174ZM34 173V172H33ZM91 175H90V174ZM97 173V174H96ZM5 176H4V175ZM19 174V175H18ZM38 174V175H37ZM46 175L45 176H47V173H45ZM9 175V176H8ZM18 175V176H17ZM23 175V176H22ZM35 175V174H34ZM94 175L96 176V177H94ZM7 176V177H6ZM14 176V178H18L17 180L15 179V181H17L18 183L16 184V182L15 181H13V179L11 178V177H13ZM32 177V179H31V177ZM98 176V177H97ZM3 177H4V179H3ZM11 179H10V178ZM23 177L25 178V179H23ZM43 177V176H42ZM48 177V176H47ZM6 178V179H5ZM22 178V179H21ZM3 179V180H2ZM19 179L22 181V182H20L19 181ZM39 179V178H38ZM44 179H46L45 177L44 178H42V179H39V180H44ZM9 180L11 181V183H9ZM103 180H107V181H105L106 183H104L103 182ZM112 180H113V182H112ZM115 181V182H114ZM20 182V183H19ZM87 183H88V180H87ZM19 184V185H18ZM40 184H42V182H40ZM95 184H93V185H95ZM99 184H101V183H99ZM44 184H42L40 187H42ZM88 186H93V185H90V183H88L87 184ZM95 185V186H96ZM20 186H21V188H20ZM37 186H39V184L37 185ZM37 186H36V188H37ZM87 186V187H88ZM95 186H93V187H95ZM9 187V188H8ZM44 187V186H43ZM93 187H91V188H93ZM104 187H106V186H104ZM39 188V187H38ZM7 189V190H6ZM10 189H14L13 190V192H10ZM94 189V188H93ZM93 189H89L90 191H91V193H92V191H93ZM96 189V188H95ZM95 189H94V192L96 193V191H95ZM104 189V188H103ZM137 189H140V190H142V191H144L143 193H142V191L139 193V192H137ZM35 190V189H34ZM40 190H41V188H40ZM40 190L39 189H36V191H34V194H35V192H36V194H35V198L37 197L36 195H37V193H38V191L40 192ZM94 193V194H95ZM116 193V194H115ZM102 194V192L100 193V194H98V193H96V195H101ZM87 195V194H86ZM89 196H92L93 194H88ZM38 196H40V194L38 195ZM42 196V195H41ZM93 196H95V195H93ZM33 198H34V196H33ZM38 198H40V197H37V199H34L35 201H33V202H37L38 201ZM40 200V199H39ZM34 203V204H35ZM42 203H43V201H42ZM38 204V205H37ZM36 204V209H39L38 207H39V204H40V202L38 201V203ZM132 204H133V206L134 207H137V206H139L138 204H134V202H132ZM41 205V204H40ZM35 206V205H34ZM42 206V205H41ZM131 208V207H130ZM42 210H43V206H42ZM131 211V210H130ZM41 214L43 213V211L42 212H40ZM119 213H120V211H119ZM36 214V215H35ZM129 214V213H128ZM129 216H130V214H129ZM42 217V216H41ZM130 217H133V215H131ZM39 218H40V216H39ZM41 219V218H40ZM14 220H17V222L16 221H14ZM123 220V219H122ZM38 222V221H37ZM16 224H18V225H16ZM41 225H43V224H41ZM40 225V226H41ZM129 225V224H128ZM139 225V224H138ZM25 226V227H24ZM130 226V225H129ZM143 226L144 225H139V227H137V234H136V236H134V238L136 237V241H137V245L139 244V243H141V244H139L140 246H142V247H144V248H142L141 247V249H143L144 250V253H145V251L147 252V254H145L144 256L142 255V253L141 252H138V253H135V254H139V253H141L140 254V256L142 255L143 257L141 258V261H144V263L142 262V264H152L153 262L155 263V264H175L174 263V261L175 262H177V264H183L184 263V260H183V258L181 257V254L182 253H184L185 252V244H183L184 243V241L182 242V238H184L185 236H183V234L181 233V231H176V230H180L179 228H177V229H175V228H170L169 227V229H166V230H155V231H148V232H146V233H144L143 232ZM25 228V230L23 229V228ZM28 227H32V229H30V228H28ZM38 227V226H37ZM7 228V229H6ZM27 228V229H26ZM41 228V227H40ZM39 228V230H42L43 231V227H42V229H40ZM20 229V230H19ZM37 231H36V230ZM6 230V231H5ZM14 230H16V231H14ZM14 232V235H15V232H17L16 233V235L14 236L12 233ZM21 232V233H20ZM35 232V233H34ZM37 233V234H36ZM40 233V234H39ZM164 235V237H167L166 239L164 238H162L163 236H162V234ZM28 234H34V235H37L36 237L34 236L33 237V239L34 238H36V239H34V240H28V242H25L26 240V237H29L30 235H28ZM178 234H180V235H178ZM24 235H25V237H24ZM131 235V234H130ZM177 235V236H176ZM11 236H12V240L10 239L11 238ZM13 236H14V238H13ZM133 236V235H132ZM130 237V239L132 240V238L133 237ZM182 236V237H181ZM32 237V236H31ZM177 237L179 238V240L177 239ZM30 238V237H29ZM28 238V239H29ZM40 238V237H39ZM41 240L39 239V241H38V243H37V247L36 248H39V250H40V254H42V250H43V244H42V242L44 241L43 240V237L41 236ZM145 238V239H144ZM170 238H172L171 240H170ZM129 239V240H130ZM130 240V241H131ZM135 240V239H134ZM170 240V241H169ZM8 241H9V244H8ZM11 241V242H10ZM130 241H127V243H129V244H127L125 247H127V249H128V247L130 248V250H128V251H130V252H132V249H131V247H133L132 246V244L130 243ZM173 241V242H172ZM180 241L182 242V244H181V246L179 245L180 244ZM95 243H96V241H94ZM93 242V243H94ZM164 242H166L168 245L166 246L165 244L166 243H164ZM27 243V244H26ZM93 243L91 244V247H92V245H93ZM116 245V244H119L118 242H116V241H113V243L111 244L110 243V246H112V247H114V245ZM145 244V245H144ZM12 245H13V247H12ZM41 245V246H40ZM96 245V244H95ZM135 245V244H134ZM136 245V246H137ZM138 245V246H139ZM38 246H40V247H38ZM94 246V245H93ZM118 246H120V245H118ZM137 246V247H138ZM95 247V246H94ZM125 247H123V250H124V248ZM168 249H167V248ZM30 248H32V247H30ZM118 248H120V247H118ZM117 248V249H118ZM147 248V249H146ZM92 249H93V247H92ZM94 249H96V247L94 248ZM139 249H140V247H139ZM38 249H36V251H39ZM156 250H158V252L156 251ZM170 251L171 252V254L173 255V257L171 258V254H169V252H167V251ZM89 251H90V249H89ZM93 251H95V250H93ZM136 251V250H135ZM135 251H133V252H135ZM162 251H166L167 252V254H166V252H164L165 254H160V253H162ZM20 252V253H19ZM125 252H126V249H125ZM24 254V256L22 255V254ZM127 253V255H128V252H126ZM143 253V254H144ZM134 254V253H133ZM20 255H22V256H20ZM131 255L132 254H130V257H131ZM136 255V256H137ZM147 255V256H146ZM152 255V256H151ZM171 255V256H170ZM20 256V257H19ZM133 256V255H132ZM139 256V255H138ZM149 257V261H148V263H147V261H146V257ZM23 257V258H22ZM145 257V258H144ZM129 257H127V259H128ZM133 258V257H132ZM140 258H138L139 260H140ZM145 259V260H142V259ZM151 258V259H150ZM173 258L175 259V260H173ZM153 260V261H152ZM183 260V261H182ZM129 261H130V259H129ZM134 260H132V262H133ZM137 261V260H136ZM146 261V262H145ZM90 262H93V259H91V261ZM134 263V262H133ZM90 264V263H89ZM92 264V263H91ZM126 264V263H125ZM141 264V263H140Z\"/></svg>", "mask_w": 264, "mask_h": 264}]
</instances>
